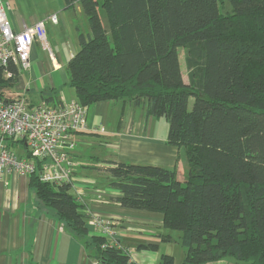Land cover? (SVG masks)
Masks as SVG:
<instances>
[{
  "label": "trees",
  "instance_id": "1",
  "mask_svg": "<svg viewBox=\"0 0 264 264\" xmlns=\"http://www.w3.org/2000/svg\"><path fill=\"white\" fill-rule=\"evenodd\" d=\"M65 3H79L89 26V33L77 27L78 51L65 67L74 101L87 108L100 102L144 107L146 116L167 122V144L184 149L183 183L174 170L107 163L115 202L160 214L163 228L180 235L181 264H264V0ZM8 70V79L0 70V88L17 82L18 70ZM29 186L87 257L135 264L118 242L88 233L69 185L32 175ZM159 264L174 260L161 256Z\"/></svg>",
  "mask_w": 264,
  "mask_h": 264
},
{
  "label": "crops",
  "instance_id": "2",
  "mask_svg": "<svg viewBox=\"0 0 264 264\" xmlns=\"http://www.w3.org/2000/svg\"><path fill=\"white\" fill-rule=\"evenodd\" d=\"M9 3L5 1L12 28L22 31L43 22L54 55L53 60L48 54L37 59L34 44L29 68L19 72L10 97H23L32 106L74 101L65 67L78 51L77 27L87 20L79 3L70 7L65 0H55V12L30 14L11 9ZM52 15L57 18L55 24L50 21ZM167 134V122L146 116L144 107L100 102L88 108L86 130L79 134L80 142L73 152L78 167L70 193L82 206L81 213L88 212L84 213L88 233L96 232L91 223L94 219L110 223L118 243L135 264H159L161 256H171L174 264H181L186 251L180 245V235L163 228L160 214L121 208L115 202L118 193L108 187L105 169L107 163L155 166L176 171L177 180L183 183L184 149L167 144ZM166 235L171 241L161 240ZM0 264L99 263L87 257L81 243L54 218L53 211L38 205L29 177L7 173L0 182ZM208 264L241 263L225 259Z\"/></svg>",
  "mask_w": 264,
  "mask_h": 264
},
{
  "label": "built area",
  "instance_id": "3",
  "mask_svg": "<svg viewBox=\"0 0 264 264\" xmlns=\"http://www.w3.org/2000/svg\"><path fill=\"white\" fill-rule=\"evenodd\" d=\"M55 24V15L50 17ZM34 44L40 45L51 60L54 55L46 39L43 22L12 28L8 6L0 0V70L3 79L11 77L9 68L26 71ZM88 108L76 101L58 105H30L23 97H0V182L7 173L30 177L55 186L74 184L77 167L73 152L79 144V134L86 130ZM103 129L101 128V131ZM11 142L16 143L10 148ZM84 213H88L84 211ZM92 235L118 242L117 234L108 222L94 219Z\"/></svg>",
  "mask_w": 264,
  "mask_h": 264
},
{
  "label": "rangeland",
  "instance_id": "4",
  "mask_svg": "<svg viewBox=\"0 0 264 264\" xmlns=\"http://www.w3.org/2000/svg\"><path fill=\"white\" fill-rule=\"evenodd\" d=\"M5 1H10V5H11V9H19L23 12H29V14L31 12H50V13H53L55 12V0H2V2L5 3ZM229 8L228 6L226 5V3H223V9H222V12L224 13L225 11H227ZM74 20V19H72ZM87 20H85V23H80L79 24V29L81 30V32L83 33H89V26H88V23L86 22ZM46 31V39H47V42H48V45L50 44L49 42V36H48V33H47V29H45ZM178 54H179V59H180V65H181V72H182V77H183V80L186 82L187 80V71H186V68H185V65H184V52L183 50L179 49L178 50ZM47 55V52L44 51V49L42 47H40V45L37 44V51H36V57L37 59H43L44 56L46 57ZM15 91V89H14ZM13 91L9 88H0V97H4V96H10V93H12ZM32 100H37V98H33L31 97ZM192 102H193V99L192 98H189L188 100V109L190 110L191 107H192ZM14 150L19 153L20 150L17 149V148H14ZM95 166H98L99 169H101V166L97 163H94ZM78 167V165H77ZM186 175V174H185ZM100 178L99 177V180L100 181ZM185 179V178H184ZM174 233H177L176 231H174ZM179 234V233H177Z\"/></svg>",
  "mask_w": 264,
  "mask_h": 264
}]
</instances>
